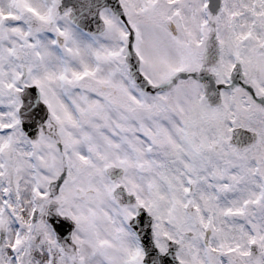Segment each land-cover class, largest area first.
Instances as JSON below:
<instances>
[{"label": "snow or ice", "instance_id": "obj_1", "mask_svg": "<svg viewBox=\"0 0 264 264\" xmlns=\"http://www.w3.org/2000/svg\"><path fill=\"white\" fill-rule=\"evenodd\" d=\"M0 264H264V0H0Z\"/></svg>", "mask_w": 264, "mask_h": 264}]
</instances>
